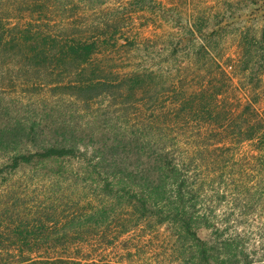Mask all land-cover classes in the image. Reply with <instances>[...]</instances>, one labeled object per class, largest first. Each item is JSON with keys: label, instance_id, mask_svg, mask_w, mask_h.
Returning a JSON list of instances; mask_svg holds the SVG:
<instances>
[{"label": "rangeland", "instance_id": "374dc122", "mask_svg": "<svg viewBox=\"0 0 264 264\" xmlns=\"http://www.w3.org/2000/svg\"><path fill=\"white\" fill-rule=\"evenodd\" d=\"M263 5L0 0V166L51 146L73 150L0 175V263L198 264L190 238L141 217L115 184L126 175L148 182L165 152L187 167L184 201L208 264H264V173L248 169V143L210 136L222 106L228 123L249 119V99L264 116V46L254 49ZM85 40L98 42L87 69L62 48ZM40 44L48 54L29 58ZM97 67L101 78L141 72L146 85L70 88ZM223 144L233 147L216 149Z\"/></svg>", "mask_w": 264, "mask_h": 264}, {"label": "trees", "instance_id": "16d2710c", "mask_svg": "<svg viewBox=\"0 0 264 264\" xmlns=\"http://www.w3.org/2000/svg\"><path fill=\"white\" fill-rule=\"evenodd\" d=\"M84 1H93V0H84ZM102 0H95L96 3H101ZM264 7V5L262 6ZM262 7L260 9L262 10ZM30 25V24H28ZM264 46V21L261 29L260 38L255 42V53L259 49H262ZM98 47V42L93 40L77 41L66 43L62 48H65L64 56L68 57L72 61L78 62V65H81L83 68L87 69L91 66L92 60L95 58L96 49ZM61 48V49H62ZM242 52L241 61H243L246 66L251 62L250 51L251 47L244 46ZM62 54V50H60ZM49 49L45 45L40 44L34 48V51L29 58H37L38 56H45L48 54ZM84 71V70H83ZM90 77L82 82L80 86L76 83V86L71 85V89H76L79 92L92 93L98 88L103 89L105 87H112L109 85H116L114 87H121L125 82L134 83L132 90L144 89L145 77L146 75L141 72H131L128 75L123 77L118 76L119 74H114L115 77H104L101 78L96 75V71H101L103 73V68L92 69ZM98 72V73H99ZM108 75H113L112 72H109ZM252 77V76H251ZM249 77V78H251ZM252 81V78H251ZM254 89V88H253ZM97 94V91L94 92V95ZM252 102L250 99L244 104V110L249 114V119H243L240 123L234 121V117L231 118L230 123L227 121V116L229 112L224 106L219 110H215V115L213 121H215V127L213 130H210V136L214 138L213 141L217 143L223 142L227 135H231V139L228 140H237L236 144H242L244 142L248 143L249 150L243 154V157L246 158L247 167L250 171L261 174L264 173V116L255 112L252 108ZM233 115V114H232ZM234 116V115H233ZM237 119H241V116H236ZM235 144V143H233ZM230 144L231 148L233 147ZM228 146V147H230ZM216 149H224L223 146H216ZM230 148V149H231ZM226 148V152L230 150ZM73 153L72 148L51 146L43 149L41 152L37 151L34 153H23L15 154L9 157L1 166H0V175L5 174L7 171H15L21 167L32 164L34 161H44L50 160L54 157H64ZM154 170L149 173L147 178L148 182H129V176L121 177L118 179L115 184L122 187V191L125 193H131L128 196V199L131 207L137 209L141 213V217H154L158 225H167L173 226V228L181 234H184L186 237L190 238L191 241L195 243V246L198 248L199 253V262L198 264H208L209 256L206 254V246L202 240L197 237L196 231L192 223V213L190 206L185 204L184 197L187 194L186 192V166L184 161L173 160L167 157V154L164 152L163 160L154 159L151 162ZM246 167V168H247ZM110 183L106 180L104 185L105 189L110 188ZM148 189V191H147ZM173 189V197L169 201L165 200V190ZM148 192L146 194V192ZM163 196V197H162ZM162 203L161 211H156V207ZM29 259L20 260V264H26L25 262ZM1 262V258H0ZM48 260H39L33 262V264H47ZM51 263H53L51 261ZM1 264V263H0ZM244 264H248L245 262Z\"/></svg>", "mask_w": 264, "mask_h": 264}]
</instances>
